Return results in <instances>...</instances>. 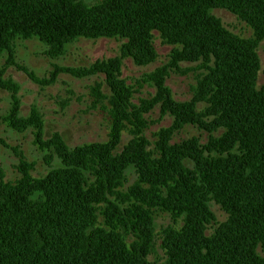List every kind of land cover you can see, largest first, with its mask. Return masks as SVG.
<instances>
[{
	"label": "trees",
	"instance_id": "16d2710c",
	"mask_svg": "<svg viewBox=\"0 0 264 264\" xmlns=\"http://www.w3.org/2000/svg\"><path fill=\"white\" fill-rule=\"evenodd\" d=\"M210 8L228 9L251 24L255 40L232 37L208 14ZM153 29L182 47L177 61L201 60L208 71L199 81L205 97L210 94L206 115L195 102H168L172 112L184 115L183 126L207 129L208 144L196 138L163 142L158 157L146 153L142 142L121 153L111 143L58 153L65 167L47 175L37 198L26 181L13 186L0 179V264H264V89L256 88L264 0H103L93 6L0 0V55L18 36L62 46L116 35L142 45L131 51L144 64L155 57L150 37L145 41ZM165 74L160 71L157 81L164 82ZM5 84L0 77V88ZM204 116L215 118L206 123ZM130 166L140 194L135 190L136 200L128 203L119 189ZM212 198L228 220L207 236ZM154 207L183 215L192 234L167 231L163 263L149 260Z\"/></svg>",
	"mask_w": 264,
	"mask_h": 264
},
{
	"label": "rangeland",
	"instance_id": "374dc122",
	"mask_svg": "<svg viewBox=\"0 0 264 264\" xmlns=\"http://www.w3.org/2000/svg\"><path fill=\"white\" fill-rule=\"evenodd\" d=\"M76 1L93 6L103 0ZM208 14L232 37L255 40L253 26L228 9L210 8ZM149 37L155 57L144 64L132 56L131 49H142L132 37H82L62 46L38 37L12 39L0 55V77L6 83L0 88V179L13 186L26 181L36 188L37 198L47 175L65 167L60 153L75 155L79 149L108 143L115 153H121L130 144L142 142L146 153L158 157L163 142L179 144L196 138L207 145V129L189 123L183 126L184 115L172 112L168 102L178 106L195 102L196 110L206 115L210 94L205 97L206 89L199 81L208 71L202 68L201 60L177 61L182 47L167 42L158 30H151L145 41ZM257 54L256 88L263 90L264 39ZM163 70L164 82L160 77L158 82ZM204 117L206 123L215 118ZM11 119L23 129H16ZM224 132L220 129L215 138ZM135 190L140 194L138 175L130 166L124 171L119 194L130 197V203L136 200L132 195ZM208 209L211 216L204 234L210 236L227 222L228 214L213 198ZM150 213L154 230L149 260L163 263L167 231L188 237L192 234L185 230L183 215L156 207ZM127 239L130 242L133 238Z\"/></svg>",
	"mask_w": 264,
	"mask_h": 264
}]
</instances>
